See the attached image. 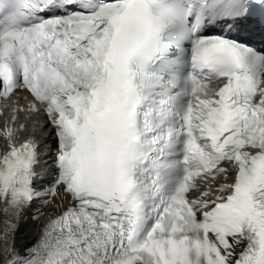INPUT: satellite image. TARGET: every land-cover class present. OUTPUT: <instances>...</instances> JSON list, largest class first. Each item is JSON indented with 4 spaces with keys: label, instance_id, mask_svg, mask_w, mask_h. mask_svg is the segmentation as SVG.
Wrapping results in <instances>:
<instances>
[{
    "label": "snow or ice",
    "instance_id": "1",
    "mask_svg": "<svg viewBox=\"0 0 264 264\" xmlns=\"http://www.w3.org/2000/svg\"><path fill=\"white\" fill-rule=\"evenodd\" d=\"M256 10L264 0H0V264H264ZM41 110L46 182L39 145L14 142ZM57 196L68 206L17 247L21 216Z\"/></svg>",
    "mask_w": 264,
    "mask_h": 264
},
{
    "label": "bare ground",
    "instance_id": "2",
    "mask_svg": "<svg viewBox=\"0 0 264 264\" xmlns=\"http://www.w3.org/2000/svg\"><path fill=\"white\" fill-rule=\"evenodd\" d=\"M0 142V148H1ZM67 204V198L57 196L53 198L52 203L48 204L46 208H44L43 215L39 220L31 221L27 216H23L19 221L15 242L17 247L24 246L27 242H29L37 233V230L42 225L43 221L50 217V212L56 210L54 214L58 213L60 204Z\"/></svg>",
    "mask_w": 264,
    "mask_h": 264
}]
</instances>
